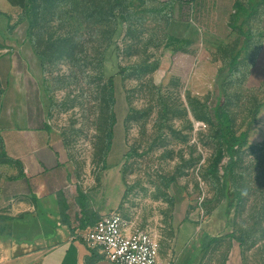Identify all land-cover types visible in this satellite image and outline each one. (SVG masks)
Masks as SVG:
<instances>
[{
	"label": "rangeland",
	"instance_id": "rangeland-1",
	"mask_svg": "<svg viewBox=\"0 0 264 264\" xmlns=\"http://www.w3.org/2000/svg\"><path fill=\"white\" fill-rule=\"evenodd\" d=\"M22 2L0 0L1 31L26 36L22 47L39 56L49 122L79 177L98 185L102 163L121 170L122 189L109 197H120L114 211L125 227L149 231L162 253L180 246L181 225L228 232L245 264H264V105L250 122L264 90L246 85L248 59L237 74L228 71L239 39L229 19L199 18L187 0H142L116 8L114 35L112 0H34L31 18ZM108 75L116 123L104 156ZM217 102L236 134L247 130L233 169L235 199L234 185L229 197L220 191L226 158L218 151ZM12 168L0 144V184Z\"/></svg>",
	"mask_w": 264,
	"mask_h": 264
},
{
	"label": "crops",
	"instance_id": "crops-1",
	"mask_svg": "<svg viewBox=\"0 0 264 264\" xmlns=\"http://www.w3.org/2000/svg\"><path fill=\"white\" fill-rule=\"evenodd\" d=\"M187 1L196 5L199 18L229 19L239 37L233 49L249 33L236 74L248 59L246 85L264 90V0ZM26 43V36L20 39L0 28V47L12 45L0 53V144L13 163L12 174L0 184V264L107 261L98 248L86 243L83 234L100 216L118 207L120 197L109 196L112 190L122 189L121 170L102 163V173L96 176L102 185L100 181L87 184L84 180L91 179L89 174L79 177L60 134L49 122L41 62L38 55L22 47ZM263 102L264 97L258 103ZM188 226L181 225L184 236L177 249L160 252L171 264H245L228 232H188ZM220 235L225 238L216 239Z\"/></svg>",
	"mask_w": 264,
	"mask_h": 264
},
{
	"label": "trees",
	"instance_id": "trees-1",
	"mask_svg": "<svg viewBox=\"0 0 264 264\" xmlns=\"http://www.w3.org/2000/svg\"><path fill=\"white\" fill-rule=\"evenodd\" d=\"M141 1L142 0H112L110 4V13L115 18V21H116L115 29L113 31L114 35L119 30L120 25H121L120 21L118 20L119 17L115 13L116 8L121 7L122 5H125L129 2L140 3ZM22 9H23L24 18H31V13L33 12V9H34V0H23ZM240 31H241V28H240ZM244 36H245V39L242 41V43L235 49H232L230 52L229 60L227 63L228 71L230 75L236 74L239 57L249 43V33H247ZM126 69H127L126 67H123L120 70L123 72ZM113 81L114 80H113L112 75H108L106 78V85H107L108 94H109L110 110H109V115H108L107 131L105 134V144H104V150H103L104 156L108 153V151L111 148L112 139L114 135L113 130H114V125L116 123L115 111H114L115 91H114V88L112 87ZM261 105H264V102L257 103L255 105L254 109L251 112L250 122L254 121L255 116L258 113L259 107ZM215 110H216L215 116L219 122V127H220L219 132H218V136H219V150L218 151H219L221 158L222 157L226 158L225 162L222 163V174L220 177L221 179L220 180V191L223 197H229L228 195H229V192L231 191L230 187H232L231 185H234V191L232 190L231 195H232V198L235 199L236 197H239V191L237 189V185L234 180L233 169L236 165L238 152L242 148V146L245 144V141L247 138V130H242L238 134H236L233 131L230 116L228 112L222 107V104L220 102H217L215 104ZM221 158L219 157V159ZM80 198H83L81 194H80ZM212 239H215V238H212Z\"/></svg>",
	"mask_w": 264,
	"mask_h": 264
},
{
	"label": "built area",
	"instance_id": "built-area-1",
	"mask_svg": "<svg viewBox=\"0 0 264 264\" xmlns=\"http://www.w3.org/2000/svg\"><path fill=\"white\" fill-rule=\"evenodd\" d=\"M83 235L111 264H171L160 254L155 236L147 230L127 229L116 211L100 216Z\"/></svg>",
	"mask_w": 264,
	"mask_h": 264
},
{
	"label": "water",
	"instance_id": "water-1",
	"mask_svg": "<svg viewBox=\"0 0 264 264\" xmlns=\"http://www.w3.org/2000/svg\"><path fill=\"white\" fill-rule=\"evenodd\" d=\"M97 264H111V263L109 261L103 260V261L98 262Z\"/></svg>",
	"mask_w": 264,
	"mask_h": 264
},
{
	"label": "bare ground",
	"instance_id": "bare-ground-1",
	"mask_svg": "<svg viewBox=\"0 0 264 264\" xmlns=\"http://www.w3.org/2000/svg\"><path fill=\"white\" fill-rule=\"evenodd\" d=\"M181 115V114H180Z\"/></svg>",
	"mask_w": 264,
	"mask_h": 264
}]
</instances>
